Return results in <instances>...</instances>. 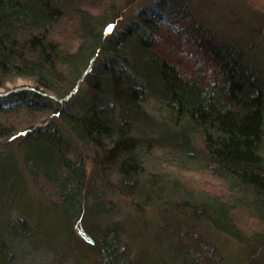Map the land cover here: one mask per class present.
Listing matches in <instances>:
<instances>
[{
  "label": "trees",
  "instance_id": "obj_1",
  "mask_svg": "<svg viewBox=\"0 0 264 264\" xmlns=\"http://www.w3.org/2000/svg\"><path fill=\"white\" fill-rule=\"evenodd\" d=\"M60 4L0 0V89L6 90L0 93V140L25 135L27 170L32 176L43 172L67 219L74 217L85 198L84 177L80 162L69 156L73 140L57 117L74 139L118 164L123 192L204 215L217 229L247 245L249 264H254L264 247V230L245 235L234 212L252 214L264 224V81L252 77L233 46H218L207 37L197 43L202 44L199 56L189 55L194 70L185 72L190 64L162 45L167 41L161 35L163 17L146 10L133 29L117 35L115 22L106 24L109 13L95 15L79 7L75 13L79 44L67 45L53 33L67 16ZM193 34L201 35L199 29ZM18 78L32 86L7 90L8 81ZM80 82L88 83L89 92L79 90ZM153 93L159 94L161 103L156 120L142 109ZM151 120L159 152L132 133L134 124ZM166 144L173 145L172 154ZM161 155L172 156L181 168L195 167L220 179L224 197L190 188L187 180L167 171L160 174ZM7 156L0 157L2 174L14 166ZM99 195L89 206L91 211L109 213L111 207L100 203ZM98 239L92 246L96 252L92 264L137 263L118 227L103 231ZM200 246L197 250L206 251L208 262L210 246L203 242ZM213 257L218 261V255ZM181 263L202 261L185 251Z\"/></svg>",
  "mask_w": 264,
  "mask_h": 264
},
{
  "label": "rangeland",
  "instance_id": "obj_2",
  "mask_svg": "<svg viewBox=\"0 0 264 264\" xmlns=\"http://www.w3.org/2000/svg\"><path fill=\"white\" fill-rule=\"evenodd\" d=\"M60 3L65 6L63 8L60 4L67 16L53 33L56 38L65 40L67 45L77 47L79 44V25L75 14L79 7L91 10L95 15L109 13L110 20L106 24L115 22L117 35H121L124 29H133L140 20L139 14L146 10L163 17L160 28L165 35H161L167 37V41L162 45L190 64L182 67L185 72L191 68L194 70L195 63L189 55L198 57L202 44L197 43L207 37L218 46H233L243 57L247 67L242 65L252 77L264 81V0H60ZM69 6H73L72 12L66 8ZM116 16H120V20L115 21ZM184 16L189 17L184 19ZM198 29L201 33L199 37L193 34ZM23 86L32 85L21 78L6 84L7 90ZM80 89L89 92L90 86L80 82ZM5 92L0 89V93ZM158 95L151 94L142 108L155 120L161 117ZM51 118L53 115L44 117L42 121ZM55 119L62 123L68 138L73 140L69 156L81 164L86 192L82 209L78 215L67 219L57 201L55 189L42 175L43 172L37 170L32 176L27 170L23 163L25 135L1 138L0 157L10 155L14 166L8 174L0 171V254L4 255L0 264H92L96 257L92 246L101 233L111 227L121 230L130 244L136 264H182L185 251H191L192 255L200 258L201 264H249L251 252L247 245L217 229L204 215L194 216L177 207L169 208L164 201L156 202L149 197L141 200L133 193L123 192L118 164L99 157L89 146L74 139L64 122L57 117ZM153 123L151 120L148 124H134L132 133L139 141H144V145L159 152V145L154 140ZM22 130L24 128L17 132ZM156 130L159 131L158 126ZM166 145L167 151L172 154L170 147L173 145ZM170 158L172 156L166 155L157 158L160 174L167 171L182 181L187 180L190 188L224 197L225 186L220 179L207 172L201 173L195 167L181 168L177 161ZM96 194H100V203L111 207L109 213L91 211L89 206L97 201ZM234 214L245 235L264 230V224L257 216L240 210ZM199 241L210 246L207 254L212 253V257L208 262L206 251L204 254V251L200 253L197 250L202 243ZM213 254L218 255V261ZM254 260V264L264 261V247Z\"/></svg>",
  "mask_w": 264,
  "mask_h": 264
}]
</instances>
